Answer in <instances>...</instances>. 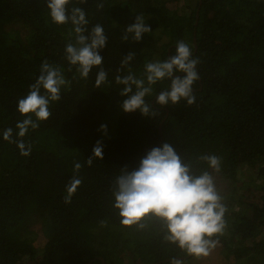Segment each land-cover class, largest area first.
<instances>
[{
	"label": "trees",
	"instance_id": "16d2710c",
	"mask_svg": "<svg viewBox=\"0 0 264 264\" xmlns=\"http://www.w3.org/2000/svg\"><path fill=\"white\" fill-rule=\"evenodd\" d=\"M97 3L104 8L98 10ZM73 6L86 12L89 29L101 24L108 37L101 50L108 82L99 88L97 67L87 79L74 67L68 71L65 46L74 42L72 25L52 22L47 0H0V264H169L172 257H190L163 240L158 222L145 221L143 229L123 226L113 207L121 168H137L148 150L165 142L191 162L194 173L213 175L228 208L219 242L237 250L254 237L264 248V0H72ZM141 13L152 32L140 42L123 41L126 26ZM180 40L200 60L195 103L157 105L155 96L170 87L165 79L146 97L158 115L124 112L127 96L115 83L116 75L127 74L126 68L117 71L123 56L136 53L130 66L143 78L146 62L166 60ZM45 60L60 67L71 84L50 104V118L20 138L16 124L26 116L17 111L18 101ZM101 124L107 125L106 135ZM8 128L25 150L31 145L28 156L4 139ZM98 140L103 160L94 158L89 166ZM213 154L221 160L217 172L199 159ZM74 162L83 165L79 173ZM239 166L252 167L261 183L238 185L243 204L236 209L234 195L227 200L222 189L225 179L248 175ZM73 175L82 184L65 203ZM191 258L194 263L186 264H211Z\"/></svg>",
	"mask_w": 264,
	"mask_h": 264
},
{
	"label": "clouds",
	"instance_id": "9594fccd",
	"mask_svg": "<svg viewBox=\"0 0 264 264\" xmlns=\"http://www.w3.org/2000/svg\"><path fill=\"white\" fill-rule=\"evenodd\" d=\"M78 2L84 4L87 0ZM71 3L72 0H47L49 15L56 24L72 25L74 42L70 40L65 46V59L70 65L68 71H72L74 67L79 78L87 79L93 68L97 67L99 70L96 73L95 87L99 88L108 82V72L104 68V58L101 55L108 37L101 24H95L89 29L86 12L78 6L69 8ZM96 7L98 10L103 9L104 4L97 3ZM151 32V26L145 23L144 15L141 13L135 17L134 23L126 26L121 39L140 42L145 33ZM135 55V52H129L123 56L117 71L122 72L126 68L127 74H118L115 77V83L123 85L120 95L127 96L121 105L124 112L132 113L139 110L146 117L158 115L159 110L154 108L153 103L148 102L146 97L152 96L153 86L165 79L170 80V87L155 96L157 105L162 108L170 104H179L181 100H185L188 105L195 103L193 86L199 79L197 65L200 60L193 57L188 43L178 41L174 54L166 60L146 62L143 78H138L130 66ZM40 69V75L35 83L29 86L28 94L18 101L17 111L26 116L16 124L17 135L20 138L26 136L29 128L37 129L40 126L38 121L50 118L52 115L50 104L60 101L62 89L71 84V81L65 78L62 69L53 66L47 60L42 62ZM178 73L183 75H176ZM75 78L74 76L73 79ZM100 131L106 135L107 125L101 124ZM3 136L10 143H17L21 155L30 154L31 145L25 150L26 146L22 139H12L13 129L5 130ZM94 158L103 160L102 140L96 142L93 155L88 157L89 166L92 165ZM199 159L206 162L209 168L220 170L221 160L218 156L203 155ZM82 166L80 162H74V173H79ZM114 183L113 207L118 210L120 223L123 226L143 229L146 226L145 221H156L163 232V240L187 256L195 258L208 256L219 242L218 238L225 234L227 228L225 216L228 208L217 190L213 175L207 170L200 174L194 173L191 162H184L181 155L167 142L148 150L141 157L137 168L131 171L127 166L121 168V173ZM81 184L82 179L73 175L66 185L65 203H71L72 196ZM104 223L101 221L102 225ZM250 239L252 242L246 243ZM257 239L254 237L245 239L244 246H237L238 252L247 253L248 249L244 248L247 246L261 248L256 244L261 240ZM169 264H184V261L182 258L172 257Z\"/></svg>",
	"mask_w": 264,
	"mask_h": 264
},
{
	"label": "rangeland",
	"instance_id": "374dc122",
	"mask_svg": "<svg viewBox=\"0 0 264 264\" xmlns=\"http://www.w3.org/2000/svg\"><path fill=\"white\" fill-rule=\"evenodd\" d=\"M187 13H189L188 10H186ZM241 173H248V175L245 177L243 176H238L239 180L232 182V180L225 179V185L222 189V192L224 193V196L227 200L231 198V195L233 196L234 200V206L236 209L240 208V206L243 204L242 202V196L243 194L239 191L241 190L239 187L241 185L249 183L250 180L257 181V185L260 186L261 179L258 180V175L253 170L252 167L249 166H239V170ZM217 172V171H216ZM240 174V173H239ZM238 174V175H239ZM240 184V185H239ZM253 184V183H251ZM239 185V187H238ZM237 188V189H236ZM236 189V190H235ZM256 196V195H252ZM244 242V244H242ZM241 244H238L239 246H244L245 245V240ZM252 240H247L246 243H251ZM233 248V246H231ZM227 246H225L222 242H218L216 247L210 252V254L206 257H200L196 258L198 262H210L211 264H264V248H258L259 252H247V253H242L238 252V250L231 249ZM236 249V248H235ZM263 251V252H262ZM250 255V256H249ZM246 256H249L248 258H244ZM184 259V264H186L187 261H192L194 263L193 258L189 259Z\"/></svg>",
	"mask_w": 264,
	"mask_h": 264
},
{
	"label": "water",
	"instance_id": "95a60500",
	"mask_svg": "<svg viewBox=\"0 0 264 264\" xmlns=\"http://www.w3.org/2000/svg\"><path fill=\"white\" fill-rule=\"evenodd\" d=\"M31 263L34 264V262H29V264H31Z\"/></svg>",
	"mask_w": 264,
	"mask_h": 264
}]
</instances>
